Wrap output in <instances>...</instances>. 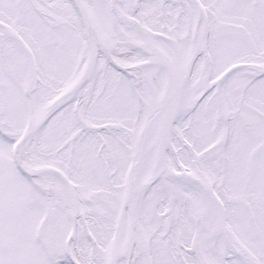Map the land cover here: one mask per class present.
I'll return each instance as SVG.
<instances>
[{"label":"snow or ice","instance_id":"obj_1","mask_svg":"<svg viewBox=\"0 0 264 264\" xmlns=\"http://www.w3.org/2000/svg\"><path fill=\"white\" fill-rule=\"evenodd\" d=\"M0 264H264V0H0Z\"/></svg>","mask_w":264,"mask_h":264}]
</instances>
